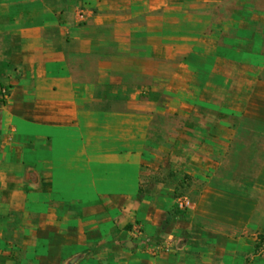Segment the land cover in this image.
<instances>
[{
    "label": "crops",
    "instance_id": "crops-1",
    "mask_svg": "<svg viewBox=\"0 0 264 264\" xmlns=\"http://www.w3.org/2000/svg\"><path fill=\"white\" fill-rule=\"evenodd\" d=\"M224 1L0 0V264H264V13Z\"/></svg>",
    "mask_w": 264,
    "mask_h": 264
},
{
    "label": "rangeland",
    "instance_id": "rangeland-1",
    "mask_svg": "<svg viewBox=\"0 0 264 264\" xmlns=\"http://www.w3.org/2000/svg\"><path fill=\"white\" fill-rule=\"evenodd\" d=\"M241 2L251 3V4L255 3L257 6H259L261 8L260 10H262V11H260V12L264 13V0H225L223 3L226 6H224V8L222 10L220 9L221 8L220 6H217V8L215 9V13L217 16H220V13H223V16H225V17L234 16L237 9L244 10L242 8ZM247 6H249V5H247ZM241 11H239V12H241ZM244 12H245V10H244ZM254 12L257 13V10H255ZM2 48H3L2 43L0 41V72L2 71L1 70L2 68L3 69L5 68V65H6L5 63H3V60H2ZM1 84L3 86L0 87V100H1L0 104L3 105V104H5L6 96L8 95L9 86H8L7 82L2 79V74L0 73V85ZM179 197H181V196H179ZM261 244H262V249L264 250V233L262 235Z\"/></svg>",
    "mask_w": 264,
    "mask_h": 264
},
{
    "label": "built area",
    "instance_id": "built-area-1",
    "mask_svg": "<svg viewBox=\"0 0 264 264\" xmlns=\"http://www.w3.org/2000/svg\"><path fill=\"white\" fill-rule=\"evenodd\" d=\"M80 16L83 17L84 14L81 13ZM177 205L180 209L186 210L192 208L194 206V203L188 196H181L177 199ZM141 235V228L137 226L133 231V236L139 238ZM171 248L172 246L170 244H158L151 248V252L153 255H158L161 253L169 252Z\"/></svg>",
    "mask_w": 264,
    "mask_h": 264
}]
</instances>
